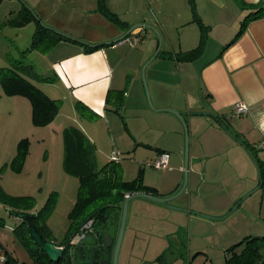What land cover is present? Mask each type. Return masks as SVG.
<instances>
[{
    "label": "crops",
    "instance_id": "1",
    "mask_svg": "<svg viewBox=\"0 0 264 264\" xmlns=\"http://www.w3.org/2000/svg\"><path fill=\"white\" fill-rule=\"evenodd\" d=\"M242 1L264 7V0H194L193 7L189 0H107L109 8L121 4V11L115 7L112 10L121 12L123 25L119 28L110 24L107 34H93L87 39L91 44L102 43L120 36L133 24L154 26L163 42L145 68L153 103L156 108L188 112L184 117L190 134L187 187L167 204L146 198L129 202L120 264H174L178 260L173 261L172 250L182 256L184 233L187 259L191 250H196L193 256L202 253L197 250L203 248L201 242L210 230L218 232L223 246L246 235H264V149L256 146L264 139V15L248 20L236 39L225 46L253 10L244 8ZM104 20L100 12L94 21ZM203 27L207 35L202 53L192 60L178 61L175 53L194 48ZM173 30L177 31L178 42L173 39ZM138 32L143 36L135 45L125 38L96 47L61 39L44 53L46 72L52 73L46 76L53 81L45 83L61 85L72 114L79 113L76 101L96 109L95 117L82 122L93 142L98 137L91 133L95 129L90 121L110 120L106 111L111 102L120 103L117 108L121 113L124 108L152 113L139 75L142 64L155 52L158 38L144 27L136 28L130 36ZM116 92L122 93V102ZM183 93V101L177 100ZM239 101L248 105V111L234 116L232 108ZM163 119L169 127L163 124L162 128L172 134L171 138L163 136L151 143L138 138L132 141L124 126L128 132L124 133L126 143L121 142V151L146 158L137 162L135 170L125 166L128 162L123 161L120 151L119 155L112 150L108 160L115 152L122 175H126L121 176L123 179H133L140 172L142 182L154 188L157 195L170 196L183 183L185 137L176 115L167 114ZM140 144L148 148L139 152ZM163 151L168 153L166 168L143 166ZM120 213L116 212V221L110 226L114 236ZM160 255L163 257L159 259Z\"/></svg>",
    "mask_w": 264,
    "mask_h": 264
},
{
    "label": "rangeland",
    "instance_id": "2",
    "mask_svg": "<svg viewBox=\"0 0 264 264\" xmlns=\"http://www.w3.org/2000/svg\"><path fill=\"white\" fill-rule=\"evenodd\" d=\"M24 1L48 28L52 27L60 32L67 34L70 32L79 35L82 37L81 40L83 42H88L89 40L87 39L93 38V34L95 36L107 34L110 31V24L121 28L120 21L123 20L121 12L117 13L112 10L115 7L114 9L121 11V4L109 8L107 0L105 3L106 8L116 13L120 19L119 21L116 22V20H112L105 15L104 22L94 21L97 14L100 13L98 4L94 6L95 0H4L0 4V67L10 66L13 60L22 59L25 63L32 64L35 71L41 76H52V73L46 72L47 61L44 58V53L32 48L27 50L31 46L36 30L35 22L31 21L24 26L2 23L6 18L15 16ZM46 25L43 26L46 27ZM177 35V31L173 30L172 36L175 42H178ZM173 65L175 64L173 63ZM139 76L143 85L141 71ZM145 79L151 102L155 107L146 70ZM31 81L49 95H53L50 94L52 93L51 90H55L53 93L56 96L53 97V95L52 97L62 99V105L52 121L39 126L35 125L32 121L30 98L24 94L5 93L0 83V188L10 196L29 197L30 200L32 198L33 204L28 211L35 215L48 203L49 209L44 220L50 230L52 242L58 244L65 235L68 226V213L74 205L79 186L78 177L66 171L64 167L63 130L66 126L72 125L84 132L85 127L82 122L89 117L80 113H77L76 116L72 114V108L68 103L67 96L62 92L61 85L47 84L39 79L32 78ZM177 97V100L183 101L184 93L183 96ZM116 107L117 105L113 102L107 106L106 113L108 114L107 117H111L110 120L103 118L104 120L90 121L93 128L97 131L95 133V130L91 129V133L93 132L98 137V141H95L97 144L94 142L97 166L101 167L107 163L109 161L108 154L114 150L119 155L121 152L123 161L125 160L129 163L125 164L129 170H135L137 162L140 164L146 158H142L141 154L135 156L125 152L126 150L121 151L123 146L121 142L126 143L124 142L126 139L124 133L130 131L131 137L129 139L132 141L138 138L151 143V141H156L163 136L169 139L172 134L167 133L162 128L163 124L169 127L163 116L172 113L154 111L151 107L152 111L150 112L152 113H149V111L144 112L143 110L136 111L133 108L127 110L124 108L121 113V108L117 111ZM92 111L97 112L93 107ZM180 112H182L184 117L188 114L187 110ZM108 121L110 122L108 123ZM124 126L128 128V131ZM181 126L183 129L182 123ZM183 134L185 137L184 129ZM23 138L28 140V149L19 169H14L11 161L17 152L19 141ZM144 148L148 147L140 144L139 152H144ZM117 169L119 175L125 178L126 175H124V172L122 175L121 172V164H117ZM30 200L23 199L21 204L29 203ZM11 208L13 207L0 202V254L4 253V249H7L17 259L18 264H32V257L20 239L19 229L16 228L21 221L10 213ZM185 238L187 237H185L184 233V246L180 250V253H183L182 256L178 254V250V253L172 250V253L174 252L173 261L178 260L174 264H188L189 262L190 264H210V261L215 264H225V250L233 244L229 243L223 246L218 232L210 230L206 232V240L201 242L202 246L200 247L203 248H198L199 250H197L202 251V253L193 256L196 250H191L190 258L187 259ZM77 249L78 246H75L71 256L72 264H78L77 262H83L84 260L79 256ZM120 251L121 246L117 259L118 264H120ZM112 260L113 254L111 253L106 256L104 262L109 261L112 264Z\"/></svg>",
    "mask_w": 264,
    "mask_h": 264
},
{
    "label": "trees",
    "instance_id": "3",
    "mask_svg": "<svg viewBox=\"0 0 264 264\" xmlns=\"http://www.w3.org/2000/svg\"><path fill=\"white\" fill-rule=\"evenodd\" d=\"M4 0H0V4ZM191 7L194 0H189ZM106 0H98V9L106 17L119 21L116 13L109 11L105 6ZM242 5L246 9H253L243 18L239 30L235 36L225 45L232 43L236 37L242 32L246 22L250 19L264 15V7L259 4L245 3ZM34 21L36 30L34 32L31 46L27 49H37L41 53H46L55 43L61 39H70L53 29L43 26L40 21L36 20L32 11L22 4L17 14L8 17L2 21L3 24L13 26H24ZM123 25L124 21H120ZM202 35L199 43L192 49L182 52H176L175 58L180 60H192L199 56L206 43V29L203 27ZM131 34V33H130ZM127 35V36H130ZM126 36V37H127ZM143 36V34H142ZM91 47H88L90 49ZM32 79H39L43 82H51V77L39 75L32 64L25 63L22 59H15L10 66L0 67V83L8 94H24L31 100L32 105V121L35 125H43L54 119L62 105V99L53 98L39 89ZM117 98L122 102L123 95L116 92ZM111 91L107 94V100L110 99ZM120 103H117V106ZM75 107L81 115L87 117H95L93 112L87 105L81 101L75 102ZM118 111V108L116 107ZM64 134V167L66 171L76 175L79 179L77 197L74 205L68 213V226L62 241L58 244L52 242L50 238V230L48 229L44 217L49 209L47 203L38 214H32L28 210L31 208L33 201L29 197L10 196L3 192L0 188V202L12 206L10 213L18 217L21 221L16 227L20 235V239L27 247L32 257V264H72L71 256L73 252L69 251L70 240L89 220L93 219V226L96 228L107 219H112L116 212L121 210L122 202L126 194L133 192H148L157 195L154 188L145 185L142 182L140 172L133 179H123L118 172V161L110 159L101 167L97 166L95 158L96 146L89 137L76 126H66L63 130ZM28 140L23 138L17 145V152L11 161L14 169H19L20 164L27 152ZM164 152V151H163ZM119 160V158H118ZM28 199L29 203L21 204V200ZM15 207V208H14ZM33 216V223L38 228L43 238L51 241L58 246H64V253L58 262L49 259L43 249L36 245L30 236V227L26 216ZM78 246V245H77ZM4 260H0V264H18L13 254L4 249V253L0 254ZM163 255L159 256V259ZM78 264H110L108 262H77ZM213 264V263H210ZM225 264H264V235H246L238 242L230 245L225 250Z\"/></svg>",
    "mask_w": 264,
    "mask_h": 264
},
{
    "label": "water",
    "instance_id": "4",
    "mask_svg": "<svg viewBox=\"0 0 264 264\" xmlns=\"http://www.w3.org/2000/svg\"><path fill=\"white\" fill-rule=\"evenodd\" d=\"M24 4H25V6H27L32 11V14L36 18V20L40 21V23L43 24V22L37 16V14L34 12V10L25 1H24ZM43 25H46V24H43ZM46 27H48V26L46 25ZM138 27H144V28L151 29L152 31L155 32V34L157 35V38H158V45H157L155 52L149 58V60L142 66L141 77H142V82H143V85L145 88L146 99H147L149 106L153 110L167 111V112L173 113L174 115H176L180 119V121L183 124L184 133H185L184 178H183V183H182L181 187L179 188V190L170 196H159V195H154L152 193L143 192V191L142 192H133V193L126 195L123 202H122V205H121L120 220H119V224H118L117 232H116L115 236L110 231V226L116 221V219L113 218L111 220L109 226H108V223H106V222L101 223L99 225V229L96 230L94 234L87 235L86 237H84L83 239L80 240V242L78 244V249H77L78 252L81 251L85 255L86 253H89V251L96 249L97 251L100 252V254L102 256H105V257L109 256L112 253L113 254L112 264H118L117 259H118V254H119L121 242L123 240V234H124L125 227H126L128 210H129V202L134 198H146V199H149L152 201L167 204L170 201L179 197L184 192V190L186 189L187 183H188V145H189V134H188L187 122H186L182 112H180L179 110H176L173 108H168V107L155 108L151 102L149 91H148L147 84H146V79H145V68H146L147 64L149 62H151L156 57V55L159 53L160 48H161V44H162L161 35L156 30V28L154 26H152L151 24H145V23L133 24L127 30H125L123 34H121L117 38L110 40V41H105V42L96 43V44L83 42L81 39L75 38V37L68 35L64 32L54 30L52 27H50L54 31H56V32L66 36L70 39L78 40V41L86 43L92 47H96L99 45L113 44V43L119 42L120 40L124 39L127 35H129L133 30H135ZM26 219L28 220V224L30 227V236L33 239V241L35 242V244L40 246L43 249V251L47 254V256L49 257L50 260H52L53 262H58L63 256L64 248H62L61 246L55 245L51 241H47L43 238L42 234L40 233L38 228L33 223V216L27 215ZM96 258H97V254H94L93 259H96Z\"/></svg>",
    "mask_w": 264,
    "mask_h": 264
},
{
    "label": "built area",
    "instance_id": "5",
    "mask_svg": "<svg viewBox=\"0 0 264 264\" xmlns=\"http://www.w3.org/2000/svg\"><path fill=\"white\" fill-rule=\"evenodd\" d=\"M142 38V33L138 32L134 36H127L125 39L131 44L135 45L137 44ZM248 111V105L244 102H236L233 105L232 108V115L234 116H240L242 114H245ZM257 147L264 149V139H262L257 145ZM111 159L118 160V156L115 152H112ZM143 166H149L153 168H166L168 166V153L167 152H161L157 157L146 161L143 163ZM128 195V194H126ZM95 233V228L93 226V219H89L81 228V230L73 236V238L70 240L69 244V251L72 252L80 242L81 239L86 237L87 235H91ZM64 248V246H61ZM0 260H4V257L1 256Z\"/></svg>",
    "mask_w": 264,
    "mask_h": 264
},
{
    "label": "flooded vegetation",
    "instance_id": "6",
    "mask_svg": "<svg viewBox=\"0 0 264 264\" xmlns=\"http://www.w3.org/2000/svg\"><path fill=\"white\" fill-rule=\"evenodd\" d=\"M105 222L108 223V226H109L110 225L109 223L111 222V219H107L106 221H103L102 223H105ZM98 229H99V226L96 228V230H98ZM78 254H79V256L82 259H84L83 262H103L105 260V258H106L105 256H102L100 254V252L97 251L96 249H93L92 251H89V253H86L85 255L81 251L78 252ZM94 254H97V258L96 259H93Z\"/></svg>",
    "mask_w": 264,
    "mask_h": 264
},
{
    "label": "clouds",
    "instance_id": "7",
    "mask_svg": "<svg viewBox=\"0 0 264 264\" xmlns=\"http://www.w3.org/2000/svg\"><path fill=\"white\" fill-rule=\"evenodd\" d=\"M261 130L264 131V126H262Z\"/></svg>",
    "mask_w": 264,
    "mask_h": 264
}]
</instances>
